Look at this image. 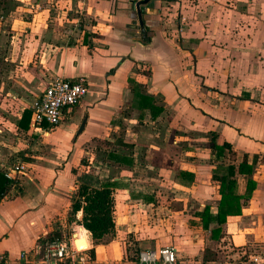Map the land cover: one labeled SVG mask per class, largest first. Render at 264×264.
<instances>
[{
  "label": "crops",
  "instance_id": "0c3cea01",
  "mask_svg": "<svg viewBox=\"0 0 264 264\" xmlns=\"http://www.w3.org/2000/svg\"><path fill=\"white\" fill-rule=\"evenodd\" d=\"M138 1L0 0V173L27 167L0 202L7 264H34L73 228L91 264L168 244L179 264L264 260V0H151L140 18ZM79 76L88 95L50 133L34 130L30 104L53 78ZM106 183L115 229L95 243L68 214L78 185ZM222 190L241 212L204 228Z\"/></svg>",
  "mask_w": 264,
  "mask_h": 264
},
{
  "label": "built area",
  "instance_id": "2783aa9c",
  "mask_svg": "<svg viewBox=\"0 0 264 264\" xmlns=\"http://www.w3.org/2000/svg\"><path fill=\"white\" fill-rule=\"evenodd\" d=\"M89 84L84 76L75 80L62 77L53 78L44 92L30 104L32 112V128L41 133H50L59 127L65 113L79 105L88 95ZM27 167L24 163H17L4 172L10 184H14L25 174ZM90 236L88 230L85 231ZM78 230L72 229L62 233L61 237H47L43 242L42 253L36 254L34 264H91L87 251L79 250L76 245ZM26 253L21 259H27ZM254 264H264L257 258ZM0 264H7V257L0 254ZM129 264H179L178 254L174 246L166 245L159 249L141 250L134 261Z\"/></svg>",
  "mask_w": 264,
  "mask_h": 264
},
{
  "label": "trees",
  "instance_id": "16d2710c",
  "mask_svg": "<svg viewBox=\"0 0 264 264\" xmlns=\"http://www.w3.org/2000/svg\"><path fill=\"white\" fill-rule=\"evenodd\" d=\"M209 140L212 148L219 149V154L226 153V148L224 149V147H230L226 142H222L223 148L219 146V137L215 132L210 133ZM234 155L233 152H230L232 160L234 159ZM221 182L226 190L232 188V183L228 182L227 179L222 178ZM10 183V180L0 173V202L4 198L6 188ZM78 186V192H75L72 199L74 203H72L71 211L76 214L78 211L82 210L83 226L90 232L91 239L94 241H101L106 236L111 235L115 229L113 219L112 184L106 183L101 189L92 188L86 185ZM222 193L223 200L216 216L211 214L210 207H206L204 211L200 213L199 216L202 219L204 228H209L211 222L222 224L227 220V216L239 214L241 212V207L237 198L232 200L224 190H222ZM214 232L219 234L220 230L216 229ZM80 233L83 246L87 249L88 242L85 238L84 230L80 229Z\"/></svg>",
  "mask_w": 264,
  "mask_h": 264
},
{
  "label": "rangeland",
  "instance_id": "374dc122",
  "mask_svg": "<svg viewBox=\"0 0 264 264\" xmlns=\"http://www.w3.org/2000/svg\"><path fill=\"white\" fill-rule=\"evenodd\" d=\"M204 28H208L209 26H210V24L209 23H205L204 25ZM238 28L239 27H236V31H238ZM78 189H79V186L76 188V191L78 192ZM76 199V198H75ZM74 199V200H75ZM72 203H74V201L72 200V202H71V204ZM72 206V205H71ZM77 214H74L71 210H70V212H69V214H68V219H69V221L72 223V225L74 226V227H76V226H78V225H83V218H81L80 220L77 218V216H76ZM185 219H188V220H185ZM191 218L189 217V218H187V217H183V237L184 236H188V239H190V241L191 242H193V240L195 239V235H198L199 236V233H198V231L195 229V228H193V229H190V230H186L185 229V221L187 222V221H189ZM70 230H68L67 232H69ZM80 232V231H79ZM114 234V232L111 234V235H108V236H106L105 238H106V240H108V239H110L111 238V236ZM62 235V234H61ZM59 237V236H57V235H52L50 238H52V237ZM198 236H197V238H198ZM61 237V236H60ZM78 238V237H77ZM104 238V239H105ZM80 239V238H79ZM104 239H102L101 241H103ZM95 243H99L100 241H94ZM82 245H83V243H82ZM118 245H120V246H123V240H119V242H118ZM168 245H172V244H168ZM83 248H84V246H83ZM81 250V249H80ZM122 252L124 253V259H123V262L125 263H129V262H131V261H133L134 260V258L137 256V252H138V249L137 248H135V246H131V247H128V246H124V247H122ZM126 253H128V255H126ZM189 259H191V260H195L196 259V255L194 256V257H189Z\"/></svg>",
  "mask_w": 264,
  "mask_h": 264
},
{
  "label": "water",
  "instance_id": "95a60500",
  "mask_svg": "<svg viewBox=\"0 0 264 264\" xmlns=\"http://www.w3.org/2000/svg\"><path fill=\"white\" fill-rule=\"evenodd\" d=\"M150 1H151V0H140V1L137 2V4H136V8H137V10H138L139 18L142 16V12H141V10H140V6H141V5H147V4L150 3ZM86 121H87V119H84V121L82 122V124H81V126H80V128H79L78 134L81 133V132L83 131V129H84L85 125H86Z\"/></svg>",
  "mask_w": 264,
  "mask_h": 264
},
{
  "label": "bare ground",
  "instance_id": "6f19581e",
  "mask_svg": "<svg viewBox=\"0 0 264 264\" xmlns=\"http://www.w3.org/2000/svg\"><path fill=\"white\" fill-rule=\"evenodd\" d=\"M76 245H77V247H78L79 250H80V249H81V250L83 249V246H82L81 240H80L79 238L76 239Z\"/></svg>",
  "mask_w": 264,
  "mask_h": 264
}]
</instances>
